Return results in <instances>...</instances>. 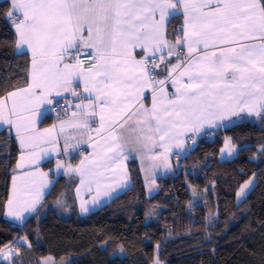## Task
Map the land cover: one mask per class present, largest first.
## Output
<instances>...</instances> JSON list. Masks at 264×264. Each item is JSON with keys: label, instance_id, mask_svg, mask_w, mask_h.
Listing matches in <instances>:
<instances>
[{"label": "snow or ice", "instance_id": "1", "mask_svg": "<svg viewBox=\"0 0 264 264\" xmlns=\"http://www.w3.org/2000/svg\"><path fill=\"white\" fill-rule=\"evenodd\" d=\"M10 4L8 18L19 14L14 21L18 46L32 53V82L0 99V121L16 127L22 147H31L25 140L46 136L55 143V126L44 132L36 129L37 120L44 117L38 108L52 104L53 94L59 97L71 90L76 96L73 78L83 79L87 95L81 99L87 103L75 105L71 116L81 119L62 122L60 131L67 124L91 132L94 121L89 118L98 116L96 134L104 141V154L113 153V159L126 158V150H150L156 141L165 142V151L173 143L179 147L176 129L196 131L205 123L214 125L217 119L240 113L264 120V0H10ZM178 5L184 28L181 38L170 43L165 20L179 14L169 13ZM85 48L94 50L86 55L95 59L87 68L79 59ZM137 48L139 59L134 55ZM173 55L176 60H169L165 78L155 79L162 75L156 72L157 61ZM149 88L150 107L143 102ZM17 97L22 100L19 105ZM21 128L29 135H22ZM247 187L240 189L241 195ZM20 195L14 181L13 198L6 207L17 219L39 203L38 193L30 201H22Z\"/></svg>", "mask_w": 264, "mask_h": 264}, {"label": "trees", "instance_id": "2", "mask_svg": "<svg viewBox=\"0 0 264 264\" xmlns=\"http://www.w3.org/2000/svg\"><path fill=\"white\" fill-rule=\"evenodd\" d=\"M9 0L0 2V99L26 87L31 61L16 51ZM183 19L167 28L181 38ZM53 119L47 118L49 124ZM230 142L231 161H221ZM20 149L8 131L0 133V238L15 243L12 264H264V120L222 128L197 139L177 161L175 173L159 180L149 197L139 167L130 166L132 188L98 212L82 217L75 200L78 179L61 177L44 204L23 226L6 220ZM51 165H45L50 170ZM256 186L238 203L240 189ZM67 212V214H65ZM122 247L127 256L113 258ZM5 264V263H0Z\"/></svg>", "mask_w": 264, "mask_h": 264}, {"label": "crops", "instance_id": "3", "mask_svg": "<svg viewBox=\"0 0 264 264\" xmlns=\"http://www.w3.org/2000/svg\"><path fill=\"white\" fill-rule=\"evenodd\" d=\"M173 2H175V0H173ZM172 11H178L179 14L174 18L171 14H169L165 20L167 39V28L169 23L177 17H182L183 24L185 21L183 10L179 7V5L175 10L170 9L169 13ZM11 19L17 36L16 51L19 54L27 55L31 61V50L27 49L26 46H18L19 36L15 30L14 21L18 22L19 14L14 13ZM84 35L87 36L86 30ZM169 42L174 43L175 41L169 40ZM85 49L94 52L91 48ZM140 51L141 49L139 48L134 50V55H136L137 59L140 58ZM183 51L186 55V46ZM164 52H167V49H164ZM160 54L161 53H156V56H159ZM145 55L147 56L149 54L145 53ZM169 60L175 61L176 56L173 55L171 58H166L163 63L157 61L159 67L156 68V72L162 73V75H157L155 79L165 78L167 75L165 69L166 66L169 65ZM71 62L75 63L74 61ZM31 71L32 65L30 66L29 84L32 82ZM77 84L79 86H77ZM72 87L77 93L76 96L72 95L71 90L63 92L59 97H56L53 94L52 97H49L54 101L52 104H41L38 108V111L43 113L44 117L42 120H37L36 129L40 132H44V130L52 129L55 126V143L52 142V136H46L44 138H35L31 141L25 140V144H30L31 147H22L20 137L17 135L16 127L5 121H0V133L4 131L11 133L14 136L17 146L21 152L17 167L14 171L10 199L13 198L14 181L17 192L21 194L20 199L22 201H30L34 195L37 193L39 194V203L36 205L35 210L23 211L20 219H17L15 216L8 215V209L6 208V220L19 225L20 227L25 225L32 218V216L37 213L56 186L58 180L61 177L67 176L69 168L80 169V171L73 172V175H77L79 177L78 185L75 189V198L79 214L89 215L100 211L113 201L117 200V198H120L131 190V164L135 163L138 165L147 195L149 197H153L159 191V180L174 175L175 164L177 161L189 154L197 139L201 138L205 134H211L219 129L234 127L238 124L246 122H253L260 118L258 116L248 115L247 113H240L238 116L226 117L223 120L217 119L214 122V125L205 123L196 131H193L191 128L176 129L174 130L175 138L176 140L182 141L179 147L173 143L167 151H165V147L163 146L165 142L156 141L155 145L151 147L150 150H126L124 153L126 158L121 159L120 157H116L113 159V153H107V155L104 154V141L101 140V136L96 134L95 130L100 128L98 116L89 118L94 121V123H91V128L93 129L91 132H88L85 129L71 127L67 124L65 125V130L63 132L60 131V125L62 122L79 120L81 117H72L70 114L63 118H54L52 109L58 104L56 101L58 100L59 103L66 102L69 104L71 113L77 111L75 105L79 103H87V100L81 99V97L87 95L83 91V79L73 78ZM166 87L169 93L174 91L170 81ZM151 94L152 90L150 88L146 89L143 93L145 97L143 102L149 107L151 106ZM16 100L18 105L22 103L20 97H17ZM7 103L10 107L12 100H8ZM47 118L53 119L52 122L45 124L44 121ZM20 123L23 124L24 122L21 121ZM21 134L29 135L24 132L23 128H21ZM103 135H106V133H103ZM65 137H69L67 141L69 146L67 149H65ZM89 137H91V139ZM45 140L47 142H45ZM97 141H99V143H97V146L94 149L92 145ZM33 152L35 155H32ZM235 155L236 150L231 146L230 142H227L220 154L221 161H231L234 159ZM21 156L24 157L23 161H21ZM86 157L87 160H85ZM82 161H84L83 164L81 163ZM58 163L62 166L58 167ZM21 164L22 166H19ZM45 165H51L50 170H46L44 168ZM24 193H29L30 195H24ZM15 253L16 252L14 248H12L10 242H5L0 239V263H11Z\"/></svg>", "mask_w": 264, "mask_h": 264}, {"label": "rangeland", "instance_id": "4", "mask_svg": "<svg viewBox=\"0 0 264 264\" xmlns=\"http://www.w3.org/2000/svg\"><path fill=\"white\" fill-rule=\"evenodd\" d=\"M4 0H1L0 2H3ZM255 121H253L252 123H254ZM232 146V145H231ZM236 151H237V148H235V146H232ZM17 167V166H16ZM16 167H15V169H16ZM74 171H68V174H67V179H73V178H79L77 175H73L74 173H73ZM250 182V183H249ZM247 184H248V187L247 188H245V190H244V194L243 195H241L240 194V191H239V194H238V203H241L244 199H245V197L254 189V187L256 186V178L254 177V178H252L250 181H249ZM158 185H159V182H158ZM244 187V186H243ZM242 187V188H243ZM147 193V192H146ZM118 199V198H117ZM75 200H76V198H75ZM76 204H77V201H76ZM111 204V203H110ZM108 206V205H107ZM78 207V206H77ZM79 211V210H78ZM65 214H67V212L65 213ZM83 215V214H82ZM81 214H80V216H82ZM90 215V214H89ZM89 215H83V217H86V216H89ZM1 239V238H0ZM2 241H4L3 239H1ZM15 243L16 242H14L13 244H11L12 245V248H14V250H16L15 249ZM13 250V249H12ZM15 255V254H14ZM127 256V254H126V252H125V250L122 248V247H119L113 254H112V257L113 258H120V259H124L125 257ZM157 261L158 260H156V262L154 263V264H157ZM64 263V261H57L55 258H52V257H48V258H46V259H44V260H42V264H63ZM9 264H12V262L11 263H9ZM159 264H165V263H161V262H159Z\"/></svg>", "mask_w": 264, "mask_h": 264}, {"label": "built area", "instance_id": "5", "mask_svg": "<svg viewBox=\"0 0 264 264\" xmlns=\"http://www.w3.org/2000/svg\"><path fill=\"white\" fill-rule=\"evenodd\" d=\"M87 53H93V52L83 49V51L79 54V59L84 61L83 67H88V65L95 63V59H93L91 56L86 55ZM72 61H74L75 63L78 62L76 60H72ZM52 114L54 118L66 117L71 114L70 105L67 104L66 102L58 103L52 109Z\"/></svg>", "mask_w": 264, "mask_h": 264}]
</instances>
